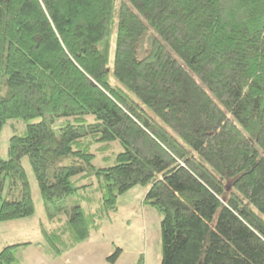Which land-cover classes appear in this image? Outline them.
Here are the masks:
<instances>
[{
    "label": "trees",
    "instance_id": "16d2710c",
    "mask_svg": "<svg viewBox=\"0 0 264 264\" xmlns=\"http://www.w3.org/2000/svg\"><path fill=\"white\" fill-rule=\"evenodd\" d=\"M123 6L144 27L117 57ZM10 120L27 124L0 158V223L34 213L27 158L58 215L50 258L143 186L160 264H264V0H0V132Z\"/></svg>",
    "mask_w": 264,
    "mask_h": 264
},
{
    "label": "rangeland",
    "instance_id": "374dc122",
    "mask_svg": "<svg viewBox=\"0 0 264 264\" xmlns=\"http://www.w3.org/2000/svg\"><path fill=\"white\" fill-rule=\"evenodd\" d=\"M115 23L112 54L117 57L129 56L135 39L144 26L125 6L121 8ZM26 124L23 120H10L3 126L0 132L1 159H7L9 139L20 134ZM63 124L62 119H55L53 129L58 131ZM120 150L118 147L117 152ZM22 163L31 187L34 213L27 218L0 223V251L14 244H30L17 249V264H136L139 257H142L143 264L161 263V217L156 210L144 204L147 188L143 186H136L119 196L118 212L103 220L100 229L91 234L86 242L60 258L52 259L47 256L38 245L44 241L42 229L50 231L55 228L56 224L53 222L58 216L57 211L54 208L48 209L41 199L28 159L24 158ZM3 197H6L5 193ZM74 201L84 211H88L86 201L79 197ZM70 204L72 203L68 207ZM27 247L29 248L26 249ZM114 254L118 257L111 263L107 258Z\"/></svg>",
    "mask_w": 264,
    "mask_h": 264
},
{
    "label": "crops",
    "instance_id": "0c3cea01",
    "mask_svg": "<svg viewBox=\"0 0 264 264\" xmlns=\"http://www.w3.org/2000/svg\"><path fill=\"white\" fill-rule=\"evenodd\" d=\"M29 247H27L26 249H28ZM26 249H24V250H26ZM40 249H42L41 247H40ZM37 250H39V249H37ZM40 251V250H39ZM62 257V256H61ZM58 258H60V257H58ZM53 261H55V260H53Z\"/></svg>",
    "mask_w": 264,
    "mask_h": 264
}]
</instances>
